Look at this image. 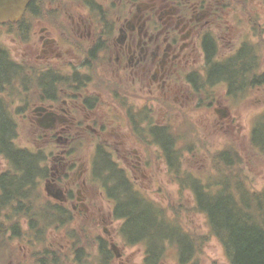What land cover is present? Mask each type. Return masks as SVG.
Listing matches in <instances>:
<instances>
[{
	"label": "rangeland",
	"instance_id": "1",
	"mask_svg": "<svg viewBox=\"0 0 264 264\" xmlns=\"http://www.w3.org/2000/svg\"><path fill=\"white\" fill-rule=\"evenodd\" d=\"M58 3V0L54 2V6L47 3L41 9L40 17H34L27 22L31 24V33L27 41L23 40L25 34L17 31L15 27H13L14 33H10L9 26H0V43L8 49L15 61L29 68L26 70L28 79V72L29 74L31 72L32 77L37 78L35 71L46 70L44 69L46 63L42 57L43 43L40 41L42 35H45L44 29L59 39L60 33L66 27L65 17L59 9H56ZM263 5L264 0H230L227 6L230 18H234L235 13L240 14L239 11L245 14L246 9L254 10L256 17L252 21H242L241 28L239 27L240 35L236 40L228 39L223 29L214 33L213 41L211 40L214 46L211 53L214 61L231 58L241 46L248 45L255 51L257 65H253L252 73L248 71L246 75L252 76L254 73L264 72ZM112 12L109 11L111 18L114 16ZM68 33L73 35L70 29ZM52 66L54 71L59 73L56 77L65 76L60 71L63 66L61 62L54 61ZM206 69L204 55L192 69L196 75L195 82L198 88L192 85L190 91L187 89L184 97L178 101H175L174 97L166 99L157 93L126 89V85H122V90L128 97L127 103L115 106L112 103L117 92L110 89L114 79L106 71L91 72L96 74L92 75V80L87 86L82 85L83 91L88 89L89 92L93 90L100 93L103 100L101 107L105 110L112 105L111 113L118 118L122 132L125 134V138L104 139L84 134L76 141V150L73 151L72 156L82 159L87 166L91 188L97 194L92 202V210L86 215L79 208L72 212V220L69 223L59 225L61 224L59 222L50 225L46 229L44 242H37L34 232H27L28 222L23 218H17L25 212L15 214L8 210L10 216L14 218L11 222L0 218V222L5 221L6 226L5 233L0 232V264H41L40 259L48 256L45 254V249L50 251L49 254L53 253L57 257L58 263L55 264L143 263L142 245L125 246L120 235L121 222L113 217V203L104 194L101 182H94L91 178L94 151L101 144L108 149L117 165L125 170L134 188L163 209L169 222L179 225L189 235L193 242V253L185 264H229L221 242L211 234L206 216L196 208L195 197L187 177L198 179L210 189H213L218 181L222 184L220 181L222 179L229 181L231 189L235 192L240 182L252 192L264 188V156L254 149L250 142L252 126L258 115L264 111V83L251 88L250 82H246L242 88L230 93L225 82L204 85L203 83L207 81L204 80ZM244 69L246 67L242 68ZM63 88L64 85L58 87L54 85L52 92L59 95ZM45 95L42 86H38L36 82H28L25 88L18 79L14 86L6 87L4 99L17 127L16 144L31 151L42 152L47 166H50L53 163L52 153L55 143L49 144L43 141L33 120V110L40 106ZM139 105L141 108L138 107ZM226 107L228 116L221 118L216 110ZM129 111L136 115L134 121L138 123L137 129L132 126ZM116 125L119 126L117 123ZM159 126L166 127L176 142L180 176L168 165L163 147L149 130L151 127ZM121 141L124 142V147L119 145ZM222 151L231 152L232 160L229 164L224 161L216 162L215 156ZM5 170H7L6 162L0 155V173ZM47 179V174L36 178L38 191L33 205L39 211L48 203L52 206L56 203L47 196ZM216 189L214 187V190ZM237 189L240 190V187ZM67 208L71 209L70 206ZM34 213V211L30 212V214ZM5 214L7 212H3V217L6 216ZM15 221L19 222L21 232L23 235L24 232L26 233V238H13L10 230H7V227ZM108 233L113 236L114 242H111ZM100 241H103L106 249L111 251L106 259L100 253ZM112 243L116 245V251L111 248ZM79 247L83 249L84 254L77 261L74 249ZM46 261L47 264H54L51 257ZM159 264H181L178 246L166 242L165 252Z\"/></svg>",
	"mask_w": 264,
	"mask_h": 264
},
{
	"label": "flooded vegetation",
	"instance_id": "2",
	"mask_svg": "<svg viewBox=\"0 0 264 264\" xmlns=\"http://www.w3.org/2000/svg\"><path fill=\"white\" fill-rule=\"evenodd\" d=\"M229 4L230 0H60L58 7L73 35L65 31L57 40L45 31L40 39L42 57L62 61L64 77L74 84L55 97L48 96L33 117L41 138L56 143L47 179L55 199L62 200V205L71 203L74 211L80 208L90 213L97 194L82 159L68 156L74 140L87 133L125 138L111 113L112 105L127 103L122 85L175 101L183 98L208 39L223 29L228 39L236 40L242 21L253 20L252 9L230 18ZM87 8L113 11V33L96 34ZM95 70L106 71L114 79L110 89L118 95L114 94L107 110L101 107L102 95L83 91L80 82L81 77L95 76L91 74ZM119 145L125 146L123 141Z\"/></svg>",
	"mask_w": 264,
	"mask_h": 264
},
{
	"label": "trees",
	"instance_id": "3",
	"mask_svg": "<svg viewBox=\"0 0 264 264\" xmlns=\"http://www.w3.org/2000/svg\"><path fill=\"white\" fill-rule=\"evenodd\" d=\"M39 1L41 0H35L29 7L28 16L32 14L31 8ZM250 53V48L243 49L239 56L226 62L212 63L209 79L213 81L216 76L217 79L228 82L230 90H233L241 78L239 72L246 78L242 68L257 65L255 56ZM10 66L17 70L19 76L21 74L23 76L21 66L11 61L8 50L0 43V155L8 166L0 175V218L11 222L14 217L10 216V210L15 214L25 212L17 218H23L28 222L27 232H34L37 242H44L46 229L50 225L59 222L65 225L72 220V216L68 209L58 205L46 204L40 209L44 211L42 214L34 208L37 193L35 177L42 171V162L45 159L41 152L34 153L29 149L20 148L15 143L16 124L1 94L5 92L3 87L9 85L12 78L21 79L22 76H15ZM254 75L252 84L264 83V73ZM39 76L38 83L42 84L44 75ZM149 130L163 147L168 163L174 165L173 170L178 174L177 151L172 135L162 127H151ZM250 140L253 147L264 155V112L257 117ZM231 157L229 152H221L215 160L217 163L224 161L229 164ZM93 163L94 175L104 182L107 194L117 199L114 202V216L123 221L121 227L123 238L130 244L129 246L145 244L144 264H159L165 252L166 241L178 246L179 262L188 263L193 253V242L189 235L179 225L169 222L163 209L134 189L124 172L112 161L107 150L98 148ZM187 178L195 196L197 209L207 217L211 232L222 243L230 264H264V189L252 192L240 182L235 192L231 189L229 181L224 179L220 180L222 184L218 181L213 189H210L196 178L191 176ZM214 187L217 189L214 190ZM4 211H8L9 214L3 217ZM31 211L35 213L30 214ZM7 230H10L13 238H26V233L22 234L18 221L11 223ZM5 231V221H2L0 232L3 234ZM102 246L101 252H104L103 255L106 257L108 250L105 245ZM74 251L77 261L80 260L84 254L83 249ZM49 253L50 251L45 249L47 258L51 257L54 264L58 263L57 257ZM47 258L42 257L41 264H47Z\"/></svg>",
	"mask_w": 264,
	"mask_h": 264
},
{
	"label": "water",
	"instance_id": "4",
	"mask_svg": "<svg viewBox=\"0 0 264 264\" xmlns=\"http://www.w3.org/2000/svg\"><path fill=\"white\" fill-rule=\"evenodd\" d=\"M32 0H0V23L18 21Z\"/></svg>",
	"mask_w": 264,
	"mask_h": 264
}]
</instances>
